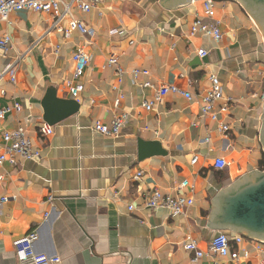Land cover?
Instances as JSON below:
<instances>
[{
  "label": "crops",
  "instance_id": "0c3cea01",
  "mask_svg": "<svg viewBox=\"0 0 264 264\" xmlns=\"http://www.w3.org/2000/svg\"><path fill=\"white\" fill-rule=\"evenodd\" d=\"M205 1L191 0L174 12L165 0H102L89 12L74 6L73 16L92 34L65 33L46 12L15 11L0 21V37L12 39L9 52L0 54V75L16 64L15 82L0 78V110L20 105L0 116V154L4 133L21 126L41 151L40 159L0 165V264H20L16 241L31 231L39 233L36 252L58 256L61 264H193L194 253L183 248L190 238L206 252L196 264H263L264 253L249 242L258 239L207 225L222 189L264 170V35L240 2L213 0L210 16ZM196 19L218 23L222 39L190 34ZM79 49L90 62L75 80L85 89L73 98L68 82ZM201 49L208 54L201 57ZM113 55L125 70L121 79L108 65ZM134 68L150 75L135 82ZM212 73L222 84L216 109L228 107L216 120L202 115L200 102ZM162 84L194 97L170 93L152 110L143 108ZM56 98L80 106L44 137L39 127L46 122V101ZM120 112L130 119L119 137L92 129L95 121L109 123ZM220 157L228 162L224 169L215 165ZM184 181L189 185L180 188ZM155 188L193 204L176 216L147 210L143 194ZM3 196L9 199L2 204ZM220 232L245 238L240 259L207 252Z\"/></svg>",
  "mask_w": 264,
  "mask_h": 264
},
{
  "label": "built area",
  "instance_id": "2783aa9c",
  "mask_svg": "<svg viewBox=\"0 0 264 264\" xmlns=\"http://www.w3.org/2000/svg\"><path fill=\"white\" fill-rule=\"evenodd\" d=\"M102 0H0V21L7 20L8 16L15 11L31 10L37 12H46L54 14V24L53 26L59 30H63L65 33H69L71 30H78L82 34H92L93 30L82 20L75 18L72 14V9L75 6L82 12H89L93 8L98 7ZM205 8L208 15L213 16V0L205 1ZM67 23V28L62 29L61 25ZM190 34H202L204 36L210 37L216 41H220L223 37V32L218 23H205L200 19H196L190 28ZM12 47V39L9 34H4L0 37V54L6 55ZM208 54V51L201 49L199 55L204 57ZM72 59L75 62V70L73 79L68 82L70 87V92L73 98H77L84 91L85 85L81 82L75 83L77 79L81 78L85 72L86 67L89 65L90 59L88 54L79 49L73 53ZM108 65L111 67H116L117 76L121 79L125 70L119 64L118 58L116 56H111L108 60ZM16 64H11L4 70L0 75L9 76L12 82H15V67ZM133 80L136 82L140 76H149L150 72L147 69L134 68L131 71ZM211 86L207 91L206 96L200 98L201 102V113L203 116H210L213 119H218L220 112H225L227 110V105H223L220 110L216 109V103L223 97L222 94V84L216 74H210ZM264 83V76H263ZM144 86L150 85V82H143ZM170 93H180L187 99L192 100L193 95L189 92L180 90L176 85L173 84H162L154 94V96L143 102V108L150 111L155 105L163 101L165 96ZM232 98H227L231 100ZM261 99L264 102V91L261 95ZM119 103V100L116 104ZM226 104V103H225ZM20 108L19 104L3 108L0 110V116L11 112L13 110H18ZM130 119V114L128 112L117 113L109 123H105L102 120H97L92 125V129L104 136L108 137H119L124 126ZM225 131L229 130L228 126H222ZM53 125L44 122L39 127V133L48 137L54 133ZM207 141V139H206ZM29 159L36 160L41 158V151L39 148L35 147L30 141L25 127L21 126L15 130L7 131L4 133V150L0 154V165L5 162H9L12 165L18 163V159ZM198 161V156H194L192 163L195 164ZM215 165L224 169L228 162L224 158H217L215 160ZM142 175V172L137 173V178ZM189 185L188 181H184L180 188H184ZM7 196L1 198V203L8 201ZM193 204L192 198H186L184 196H175L164 192L159 188H155L147 193L143 194L142 206L147 210H158L165 209L172 215L176 216L182 214L187 206ZM135 206L132 204L128 205V210L133 211ZM39 239V233L37 231H31L23 238L16 241V248L20 254V264H61V258L58 256H49L39 254L35 250V243ZM245 238L241 235H230L228 233L220 232L216 234L208 246V253L211 255H219L227 257L231 260H238L241 258ZM250 245L255 249L264 253V241L261 240H250ZM183 248L188 252H193L194 256L191 258V263L196 264L205 255V251L201 250L198 246V242L190 238L188 242L183 244ZM245 257L248 253L244 252ZM264 264V256L262 260Z\"/></svg>",
  "mask_w": 264,
  "mask_h": 264
},
{
  "label": "water",
  "instance_id": "95a60500",
  "mask_svg": "<svg viewBox=\"0 0 264 264\" xmlns=\"http://www.w3.org/2000/svg\"><path fill=\"white\" fill-rule=\"evenodd\" d=\"M190 1L165 0L164 5L173 7L174 12ZM235 1L247 9L264 35V0ZM46 102L45 121L50 125L78 112L80 106L74 99L56 98ZM260 137L264 148V115ZM212 204L207 226L237 231L264 241V170L249 172L230 187L222 189L214 197Z\"/></svg>",
  "mask_w": 264,
  "mask_h": 264
},
{
  "label": "trees",
  "instance_id": "16d2710c",
  "mask_svg": "<svg viewBox=\"0 0 264 264\" xmlns=\"http://www.w3.org/2000/svg\"><path fill=\"white\" fill-rule=\"evenodd\" d=\"M263 167H264V163H263Z\"/></svg>",
  "mask_w": 264,
  "mask_h": 264
}]
</instances>
